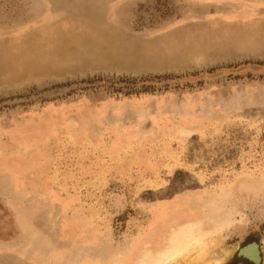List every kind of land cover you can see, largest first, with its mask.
<instances>
[{"label":"rangeland","instance_id":"1","mask_svg":"<svg viewBox=\"0 0 264 264\" xmlns=\"http://www.w3.org/2000/svg\"><path fill=\"white\" fill-rule=\"evenodd\" d=\"M181 200L264 264V0H0V264H103Z\"/></svg>","mask_w":264,"mask_h":264},{"label":"bare ground","instance_id":"2","mask_svg":"<svg viewBox=\"0 0 264 264\" xmlns=\"http://www.w3.org/2000/svg\"><path fill=\"white\" fill-rule=\"evenodd\" d=\"M236 221L233 208L223 212L219 205L214 206L210 201L199 206L181 200L171 214L167 210L158 212L152 228L138 235V243L121 245L103 264H222L230 251L220 254L216 250L217 242ZM239 252L254 264H260L263 259L257 242L239 247Z\"/></svg>","mask_w":264,"mask_h":264}]
</instances>
